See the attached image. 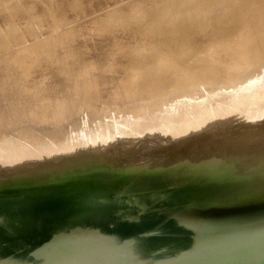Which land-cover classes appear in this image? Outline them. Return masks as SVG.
<instances>
[{"label":"water","instance_id":"water-1","mask_svg":"<svg viewBox=\"0 0 264 264\" xmlns=\"http://www.w3.org/2000/svg\"><path fill=\"white\" fill-rule=\"evenodd\" d=\"M240 70L202 96L173 87L136 127L108 126L98 141L87 131L72 148L49 139L28 158L0 141L28 167L0 178V264H133L144 250L202 243L187 256L196 257L213 251L204 242L235 253L262 246L264 67ZM175 175L181 182L165 187Z\"/></svg>","mask_w":264,"mask_h":264},{"label":"rangeland","instance_id":"rangeland-1","mask_svg":"<svg viewBox=\"0 0 264 264\" xmlns=\"http://www.w3.org/2000/svg\"><path fill=\"white\" fill-rule=\"evenodd\" d=\"M59 1L0 0V128L39 150L136 127L173 87L202 96L264 67V0Z\"/></svg>","mask_w":264,"mask_h":264},{"label":"bare ground","instance_id":"bare-ground-1","mask_svg":"<svg viewBox=\"0 0 264 264\" xmlns=\"http://www.w3.org/2000/svg\"><path fill=\"white\" fill-rule=\"evenodd\" d=\"M68 0H60L61 3H65ZM48 7L52 6V3H48ZM30 7L28 8V10ZM42 9V8H41ZM43 12L45 13L47 10L44 8L42 9ZM17 15H22L24 12L22 9L14 10L13 11ZM259 34L255 35L254 39L259 38ZM240 62L235 63L232 68H231V73L237 69V67H240ZM68 70V69H67ZM52 71L55 72L57 71V68H52ZM68 72V71H67ZM138 90L142 89V86L138 85L137 86ZM7 129V128H6ZM5 131L2 128H0V135L4 138H2L0 141H5V143L8 144V146H13V145H18L17 147L20 146L19 150L17 151H23L26 152L22 154L23 158H28L26 156L29 155V152L31 151L30 148H28L30 145L29 143H38L39 140L38 138L32 134H21L17 137H11L6 139L7 134H5ZM12 141H18L14 142L15 144H9ZM74 145V144H73ZM71 145V148L76 146V145ZM14 151V149H12ZM10 150V151H12ZM8 149L6 148H0V178L6 177V176H12L14 174H17L18 172H24L28 167H25L23 169H20L22 167V158H8L10 156ZM11 157V156H10ZM15 157V156H14ZM32 158V156H31ZM29 166V164L27 165ZM150 177L154 178L153 176L156 175L157 173L154 171L150 172ZM180 175H175L173 179L170 181L166 182L167 184L165 187H172L173 185H176L177 183H180L181 181ZM152 196H147V197H139L136 198L137 202H141V200H152ZM203 244H195L188 250H182V251H177V252H172V251H158V252H149L148 250H144L143 256H139V258H135L134 261L137 263L133 264H264V244L261 245H256L254 246L253 250H241L242 252H231L230 244H226L225 242H204V245L206 248H213V251H211V254H201L200 256L196 257H187L190 252H193L195 248L201 247ZM164 247V246H163ZM155 253L154 255H152ZM112 262V261H110ZM110 262H96L94 264H111ZM77 264H88V263H77Z\"/></svg>","mask_w":264,"mask_h":264}]
</instances>
